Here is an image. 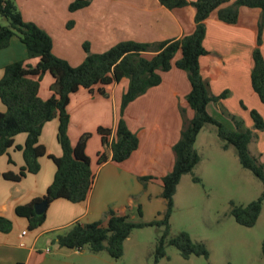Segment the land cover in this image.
<instances>
[{
    "label": "crops",
    "instance_id": "1",
    "mask_svg": "<svg viewBox=\"0 0 264 264\" xmlns=\"http://www.w3.org/2000/svg\"><path fill=\"white\" fill-rule=\"evenodd\" d=\"M11 1L24 21L36 24L51 37L53 54L72 67L83 61L82 45L85 42L92 53H103L124 41L155 43L178 39L190 34L194 26L191 6L169 10L158 0H91L87 7L73 13L68 11L73 0ZM259 17L257 9H241L237 23L228 25L212 14L205 21L203 41L209 55L200 57L199 65L208 93L213 97L224 94V98L207 105L208 114L230 130H250L253 137L248 149L264 164V143L259 139L264 131H256L250 117V111L254 110L264 120V105L250 84ZM69 22L72 25L68 26ZM259 50L264 59V29ZM17 61L31 66L37 63V59L28 58L24 45L13 37L9 46L0 51V79L4 67ZM51 83V76L42 77L38 93L42 100L50 97ZM43 86L48 89L43 91ZM127 86L128 81L122 79L106 87L105 96L80 90L70 98V142L75 144L82 134H90L85 152L90 159L94 181L84 202L73 204L62 199L51 202L44 223L30 230L28 221L16 216L14 210L44 196L56 170L52 160L47 156L40 158L38 173L27 174L18 182L0 177V216L12 222L9 233H0V264H115L101 252L93 254L86 248L59 247L55 243L56 237L76 222L105 225V213L109 209L117 215L128 216L139 206L143 219L164 210L163 201L153 205L150 186L171 170L172 147L179 139L183 124L193 117L185 101L190 84L184 72L172 69L162 74V83L158 87L149 89L126 107L123 119L138 137L139 146L127 160L115 164L110 160L111 151L102 148L96 130L115 127L120 98ZM4 111L0 101V112ZM57 128L56 119L47 122L39 137L47 155L55 158L62 155L56 140ZM25 140V134L15 136L14 146H23ZM13 149L0 156V174H17L24 166L23 158ZM102 150L108 160L98 166L97 153ZM155 172L158 173L154 175ZM142 177L150 180L142 184L139 181ZM160 193L161 187L159 198ZM133 218L131 215L130 219ZM145 219L146 222L152 220Z\"/></svg>",
    "mask_w": 264,
    "mask_h": 264
},
{
    "label": "trees",
    "instance_id": "2",
    "mask_svg": "<svg viewBox=\"0 0 264 264\" xmlns=\"http://www.w3.org/2000/svg\"><path fill=\"white\" fill-rule=\"evenodd\" d=\"M90 1L73 0L68 11L73 13L81 10ZM158 1L169 10L191 6L194 9L193 31L181 38L162 42H119L103 53H92L89 44L85 42L82 45L85 54L83 61L72 67L66 60L53 54L51 37L36 24L24 21L13 1L0 0V51L6 49L11 39L16 37L24 45L28 58L37 59L35 66L17 61L3 69L0 101L5 111L0 112V156L14 147L21 151L24 166L17 174L4 173L0 177L18 182L27 174H36L40 169L39 159L44 156L51 159L56 168L53 181L44 196L26 205L17 206L14 210L16 216L28 221L30 230L39 228L46 218V212L35 214L36 203L47 201L50 204L60 199L73 204L82 203L87 199L93 185L94 173L85 152L90 134H82L75 144L70 142L68 136V107L72 95L84 90L89 94L97 92L105 96L106 87L119 83L122 79L128 81L127 89L120 98V113L115 127H99L96 130L102 148L111 151V162L120 164L139 146L138 137L130 131L123 119L126 107L149 89L158 87L162 83V74L172 69L184 72L190 84L185 101L192 110L193 117L183 124L179 139L172 147V168L160 179V198L164 203V210L159 214L161 218L143 221L139 206L136 210L141 219L138 221L117 215L109 209L105 213V225L100 222H76L64 233L57 235L55 243L59 247L71 250L86 248L93 254L105 252L112 260H118L123 255L124 241L133 230L161 226L163 233L155 244L153 264L165 257L166 246H173L183 259L190 256L207 259L208 251L204 244L194 242L186 232L170 236L169 219L173 211V197L181 177L191 173L199 162L194 145L198 133L208 124L216 128L217 137L224 142L223 148L232 146L240 166L248 170L262 185L261 196L246 206L233 207L231 216L237 224L244 227L254 226L259 217L264 198V164L248 151L252 132L248 129L230 130L208 114L207 105L224 98V94L213 97L208 93L207 84L200 72L199 59L209 55L203 41L206 34L205 21L212 14H215L218 21L233 25L237 23L241 9L259 10L250 84L264 105V59L259 50L264 29V0ZM46 74L52 78L50 97L42 100L38 95L39 86ZM250 117L253 128L264 131L261 115L252 110ZM54 119L58 121L56 140L62 152L59 158L47 155L45 148L39 143L42 127ZM18 134L26 136L23 146H14V137ZM107 160L104 150L97 153L98 166ZM148 180L149 177L139 178L142 184ZM193 181L199 180L193 178ZM11 229L12 222L0 216V233L7 234ZM261 254L264 259V240L261 243Z\"/></svg>",
    "mask_w": 264,
    "mask_h": 264
},
{
    "label": "rangeland",
    "instance_id": "3",
    "mask_svg": "<svg viewBox=\"0 0 264 264\" xmlns=\"http://www.w3.org/2000/svg\"><path fill=\"white\" fill-rule=\"evenodd\" d=\"M47 76L50 78V75ZM42 89L46 91L48 88L43 86ZM259 139L264 143V135ZM223 146L224 142L217 137L214 126L205 125L198 133L194 149L199 162L191 173L181 177L173 197V211L169 219L170 236L186 232L194 242L204 244L208 258L190 256L183 259L173 246H166L165 257L157 264H264L261 254V243L264 240V198L254 226H241L231 216L233 207L246 206L257 200L262 194V185L248 170L240 166L235 149L232 146L224 149ZM13 151L22 157L20 150L14 148ZM248 151L254 156L251 149ZM193 178L199 181L194 182ZM160 179L152 180L153 184L150 186L154 206L162 203L158 197ZM136 209L131 215L138 221L141 218ZM160 216L154 212L144 219L153 220L161 218ZM162 233L161 226L133 230L129 239L124 241L122 257L113 261L115 264H153L155 244Z\"/></svg>",
    "mask_w": 264,
    "mask_h": 264
},
{
    "label": "water",
    "instance_id": "4",
    "mask_svg": "<svg viewBox=\"0 0 264 264\" xmlns=\"http://www.w3.org/2000/svg\"><path fill=\"white\" fill-rule=\"evenodd\" d=\"M47 206H48V202L47 201H41L39 203H36L34 205V212L36 215H41L43 213L46 212V209H47Z\"/></svg>",
    "mask_w": 264,
    "mask_h": 264
},
{
    "label": "built area",
    "instance_id": "5",
    "mask_svg": "<svg viewBox=\"0 0 264 264\" xmlns=\"http://www.w3.org/2000/svg\"><path fill=\"white\" fill-rule=\"evenodd\" d=\"M77 250H80V249H77Z\"/></svg>",
    "mask_w": 264,
    "mask_h": 264
}]
</instances>
